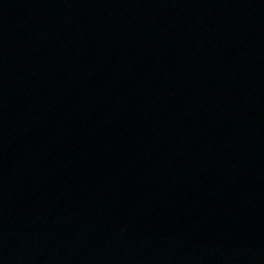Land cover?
<instances>
[{"label": "water", "instance_id": "water-1", "mask_svg": "<svg viewBox=\"0 0 264 264\" xmlns=\"http://www.w3.org/2000/svg\"><path fill=\"white\" fill-rule=\"evenodd\" d=\"M0 264H264V0H0Z\"/></svg>", "mask_w": 264, "mask_h": 264}]
</instances>
